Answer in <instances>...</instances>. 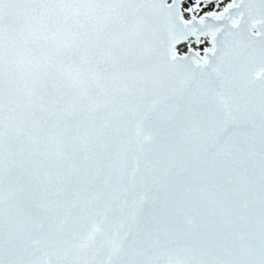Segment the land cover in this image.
<instances>
[{
	"label": "snow or ice",
	"instance_id": "6c2138e0",
	"mask_svg": "<svg viewBox=\"0 0 264 264\" xmlns=\"http://www.w3.org/2000/svg\"><path fill=\"white\" fill-rule=\"evenodd\" d=\"M0 264H264V0H0Z\"/></svg>",
	"mask_w": 264,
	"mask_h": 264
}]
</instances>
